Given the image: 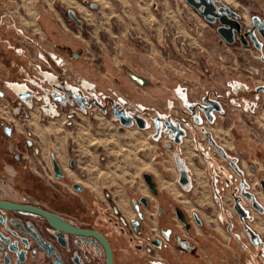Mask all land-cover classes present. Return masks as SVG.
Wrapping results in <instances>:
<instances>
[{"label":"rangeland","instance_id":"374dc122","mask_svg":"<svg viewBox=\"0 0 264 264\" xmlns=\"http://www.w3.org/2000/svg\"><path fill=\"white\" fill-rule=\"evenodd\" d=\"M4 1L0 0V23L13 27L15 35L5 34L7 43H2L3 33H0V142H34L37 153H34L36 157L30 162L32 170L38 174L43 171L39 161L48 165L51 156L58 159L68 175L66 181L60 179L63 184L56 183L53 177V184L65 190L64 193L70 198L77 201L83 199L91 207L96 199V192L88 190L89 187L78 178V172L92 176L95 171L97 173L102 170L100 174L105 177L125 179L130 176V185L137 181L143 182V172L152 173L162 163L168 164L177 150L183 156L181 151L190 149L191 144L193 147L196 142H209L206 132L214 135L217 142H239L242 154L246 157H253L251 155L255 152L259 153V157L260 154L264 155V94L259 91V87L252 85V80L247 75L239 76L238 55L232 56L230 71L224 70V62L217 57L224 53V46L218 45L217 41H213L216 48L213 51L206 48L204 42L200 43L197 35H192L204 47L197 63L205 62L212 55L219 65L212 75L200 65L192 71L174 74L170 67L173 62L159 56L158 49L154 57L150 58L145 53L147 50L140 48L137 51L141 52L136 54L140 56V65L143 62L148 63L147 66L151 64L150 72L142 68L138 70L150 80L143 86L123 66L126 64L130 67V44L125 42L127 39L120 35L123 41L116 45L112 34H94L92 24L84 18L86 12L81 13L84 28L80 35H72L74 40L79 41L81 49L76 48V43L71 51L58 48L54 53L48 51L42 41L34 43L38 40L32 33L39 26L27 23L28 20L23 15L12 11L15 5L13 2ZM98 1L97 13L101 17L98 18L99 21L110 19L102 12H108L112 4L108 0ZM227 1L247 17L249 7L246 10L235 0ZM258 4H255L256 8ZM171 5L180 8V17L166 15L161 22H177L185 29L189 21H192L205 30L209 43L216 36L213 26L193 12L186 0L172 2ZM244 5L247 6V3L244 2ZM251 13L254 12L251 10ZM5 16H9L10 23L5 20ZM38 19L40 24L42 20ZM71 23L69 28L76 33L77 24L72 19ZM122 29L120 26L118 33ZM16 31L22 32L20 36ZM16 38L22 41L19 42ZM260 55L250 62L261 67V77H264V50ZM194 80L199 82L198 89L192 86ZM60 81L63 82L59 83ZM55 83L62 84L63 87L57 88ZM77 97L82 99L80 103L77 102ZM205 97L222 104L223 109L215 113L214 122L208 121L201 109ZM116 108L124 109L130 116H142L146 120L145 128L140 129L135 123L132 126L122 125L114 114ZM253 109L254 115L246 113ZM72 113L73 117L70 116V119L69 114ZM158 119L160 128L155 125ZM166 120L185 131L182 143H175V133L165 124ZM68 122L71 124L68 125ZM167 143H171V146H167ZM47 146H52L51 155L45 150ZM21 150L19 153H22ZM56 152H59L58 156L55 155ZM187 153L189 157L192 155V152ZM70 159L75 161L73 167L69 166ZM93 159L96 162H91ZM256 159L258 160L257 156L249 161L258 166L255 181L258 177L264 178V163L260 161L261 158V163ZM83 161H88L91 168H81ZM74 182L83 186L81 192L72 188L71 183ZM214 197L219 205L225 203L233 206L234 198L230 195ZM261 206L262 210L251 206L246 210L247 219L253 225L264 220V205L261 203ZM104 212L112 218H121L118 212L111 209ZM231 213L232 218L240 220L234 208ZM250 229L253 233L250 235H260L255 228Z\"/></svg>","mask_w":264,"mask_h":264},{"label":"crops","instance_id":"0c3cea01","mask_svg":"<svg viewBox=\"0 0 264 264\" xmlns=\"http://www.w3.org/2000/svg\"><path fill=\"white\" fill-rule=\"evenodd\" d=\"M9 1L15 4L12 11L19 15H23V18L28 20L27 23L39 26L38 29H36L37 31L32 33V35L35 36L34 38L38 40L34 43H40L42 41L41 43L50 52L56 53L55 50H59L58 48L62 51H71L73 50L72 48H75L73 45L76 43V48L79 50L81 49L79 41L74 40L72 35H80L81 29L84 28V22L82 21L81 27H76L75 33V31L69 28L72 24L71 18L68 17L69 10H73L79 18L82 17V11L86 12L87 14L84 18L89 20V24H92L91 28L93 33L96 35L104 34L107 36L112 34L116 45L121 44L123 41L120 35L124 36L127 39L125 42L130 44V67L126 64H123V66L124 68H127L128 71L130 70V76L134 74L145 79L146 84L143 86L147 85L150 80L144 75V73L141 74L138 70L142 68L144 71L150 72L151 64L147 66L148 63L146 64L143 62L141 66L139 63L140 56L136 55L141 51L139 52L137 50L144 48L145 51L147 50L145 53L152 58L161 44L162 39L161 36L158 35L157 38H148L147 41L140 43L136 40H129L126 36V31L136 25L137 19L140 15H145L154 19L156 18L159 21V24L161 23L160 20L163 19V17H166V15L174 17H180L181 15L180 8L171 5L172 2L180 0H108V2L112 4L111 8L108 12L102 13H105L110 19L105 18V20L103 19V22L98 19L101 18L97 13V9H99L98 0ZM155 3L159 4L157 11L153 9ZM122 4H124V8H122ZM92 8L95 10H92ZM38 18H41L42 20L40 21V24ZM5 20L10 23L9 16H5ZM177 24L179 25V23ZM120 26L123 27V29L118 33ZM4 27L6 26H4L3 23H0V33L1 31L3 33H1V42L7 43L5 34H12V36L15 35V29L10 26H7L6 28ZM21 33V31H16V34L19 36ZM54 35L56 38H53ZM16 39H18L19 42L22 41L20 38ZM213 41H217V44L220 46L224 45L222 37L217 32L216 36L212 38V42ZM128 43H126V45ZM154 63H156V61H154ZM101 64L99 65V68H101ZM61 82L63 81H60L59 83ZM136 82L140 84L138 81ZM54 85L62 84L55 83ZM211 91L213 92V89ZM35 114L36 113H34V115ZM33 119L36 121V117ZM32 143L34 145V142ZM219 143L226 147V151L229 153V158L236 157L245 176L251 177L254 175L255 181L256 175L255 172L253 174L251 171L250 168L252 163L249 161L255 159L257 156V162L260 158V161L263 162L262 154H260L261 157H259V153L255 152L251 155L253 157H246L242 154L243 150L239 142ZM23 145L25 146V142ZM51 147L52 146L45 147V150L50 152V155L52 150ZM190 147L191 148L188 150L183 149L181 151L183 157L188 163L192 176V187L188 191L182 189L178 184L179 173L174 160L175 153L173 154V157H171V160L168 161V164L162 163L155 172L152 171L151 174L156 181V192L154 194L149 192L144 181H137L135 184L130 185V176L125 179L116 177L112 178L111 176L105 177L100 174L102 170H99L97 173L95 171L92 176H88L85 172H78L77 175L78 178L89 187L88 190L96 192V197L101 202L109 205V196L112 199L111 202L117 209L115 212H118V215L124 221H131L134 218L135 210L133 208V200L143 195L149 197L150 201L153 202V206L148 209V213L152 215L154 223L161 229L174 227V219L172 216V207L174 205L181 207L188 216L193 215V213L196 212L201 218L202 225L194 224L189 226L188 237H185L183 240L172 238L169 244L161 245L152 249L150 255H146L142 252L138 248L139 246L137 242L130 243V260H132V264H264V234L262 232L264 231V220L255 225L251 224L248 219L236 220L232 218L231 209H233V206L231 207L229 204L227 206L225 203L219 205L214 197V195H230L225 193V188L227 190V187L223 180L224 177L231 174L232 177L236 178L238 183L240 176L231 169L230 171H227L225 167L227 166L225 164H228L227 161L223 163L221 158L215 159L212 157V146L209 142H196L193 147L192 144ZM202 151L205 152V157L207 159L200 153ZM187 152H192V155L189 157ZM28 153L25 154L28 155ZM56 153L57 154L55 155L58 156L59 152ZM187 158L190 160H187ZM91 162H96V160L93 159ZM29 163L31 164L30 161ZM83 163L84 164L81 165V168L84 170L91 168L88 161H83ZM212 170L215 171V173H220L216 184L219 193L214 192L212 187L211 176L209 174ZM222 173L223 175H221ZM7 180L13 189L16 184L15 177H8ZM25 180V176L19 177L17 185L21 186V181L24 182ZM56 183L63 184L61 180H57ZM36 186L38 188L41 187L42 184L39 183ZM57 187L60 188V186ZM60 190L63 192L62 188H60ZM230 196L235 198L237 195ZM256 197L259 202L264 205V193L256 192ZM80 201L83 202L87 208L89 206V208H92L93 210L97 206L96 200L92 203V207L90 204L87 205L88 202H84L83 199ZM159 207L161 209L160 212ZM250 228H255L260 235L252 236L253 233Z\"/></svg>","mask_w":264,"mask_h":264},{"label":"flooded vegetation","instance_id":"af4514ba","mask_svg":"<svg viewBox=\"0 0 264 264\" xmlns=\"http://www.w3.org/2000/svg\"><path fill=\"white\" fill-rule=\"evenodd\" d=\"M235 1H237L238 5L243 9L247 10V7H249V10H247V17L240 10L232 7L227 0L210 1L211 6L215 8V14H225L226 9L229 8L231 11L229 16L238 20L240 24V31L235 33L233 43H227L222 38L224 44L223 48L224 51H227L230 60L232 56L236 57V55H238L239 62L253 60L256 59L258 55L261 56L260 52L264 50V36L261 34L258 27L264 24V0ZM244 2L247 3V6L244 5ZM257 2H260V4ZM255 4H258L257 8ZM192 9L195 13L199 14L206 23L212 25L213 29L218 33L217 27L219 26V21L217 17L210 21L202 16L200 11L196 8L192 7ZM250 9L254 12L253 14ZM255 20H258L257 25L254 24ZM189 24L200 29L208 42L209 38L203 28L192 21H189ZM249 29H253V34L260 43V47L256 46L249 33ZM209 44L214 47L212 41ZM261 86L264 87V85L258 86L260 88L259 91H262L264 94V90L261 89ZM56 87L62 88L63 86L56 85ZM32 96L33 94L31 93L30 97ZM77 98V102L80 103L82 99L79 97ZM203 105L207 108H211L209 109L211 118H209V115L202 109L203 106H201V109L205 112L210 122H214L215 113L223 109L222 104L220 110H216L207 102H204ZM34 108L35 106H33V109ZM253 112H255L254 109L246 113L254 115ZM72 115L73 113L71 115L69 114V118ZM70 124L71 123L68 122V125ZM206 136L209 144L212 146V157L215 159L221 158L223 163L227 161L228 164H225L227 165L225 166L227 171L231 169L240 176L238 183L236 178L232 177L231 174L223 178L227 187V190L225 188V193L237 195L234 198L233 208L238 212L240 219H247L248 212L246 210L249 209L250 206L256 210H262L263 208L256 197V192L264 193L261 184V180L264 178L258 177V179L254 181V175L246 177L236 157L229 158V153L226 151L227 149L224 145H222V147L220 143L213 138L214 135L210 134ZM23 144L24 142H0V200L34 206L57 214L75 227L98 230L108 239L111 245L114 264H132V260H130V243L132 242H137L138 248L146 255H150L152 249L169 244L172 238L183 240L185 237H188V228L190 225H202V220L196 212L188 216L181 207L174 205L172 207L174 227L161 229L154 223L152 215L148 213V209L153 206V202L150 201L149 197L144 195L133 200L135 216L131 221H124L121 218L117 219L115 217L112 218L107 215V213L105 214V210H117L109 196V205L101 202L95 197L97 206L94 210L89 208V206L87 208L83 202L69 198L67 194L64 193L66 192L65 190L62 189L63 192H61L60 188L53 184V177L55 182L60 179L66 181L67 175L60 161L57 159L63 176H55L52 161L53 156H51L47 163L48 165H43L40 161L38 162L41 165V170H43V173L41 172L38 174V172L32 170L33 166L28 162V160L32 161L35 156L34 153H37L35 145H33L32 142H25V146ZM167 146H171V143H167ZM20 149L23 150H21L22 153H19ZM24 152L30 153L26 155ZM200 153L206 158L204 151ZM174 160L179 173L178 184L182 189L188 191L192 187V176L188 163L183 156L180 155L178 150L175 153ZM74 165V159H70L69 166L73 167ZM257 167L258 166L254 164L251 165L250 169L253 174L257 171ZM183 170L186 171L185 178H187L184 184L180 181L181 172ZM209 174L211 176L214 192L219 193L216 184L220 173H215V171L212 170ZM221 175H223V173ZM12 176L15 177L16 183L13 189L7 180L8 177ZM23 176L26 177V180L24 182L21 181V186H18L17 182L19 177ZM154 182L156 183L155 180ZM39 183H41L42 186L37 188L36 185ZM75 183L77 182L71 183L73 189H75L73 187ZM146 185L151 194L156 192V185L154 191L150 190L147 183ZM75 190L81 192L83 186H81L80 190ZM142 198H146L145 202L141 201ZM178 208L181 209L184 220L178 217L176 212ZM237 208H240L244 212L243 216L239 213ZM160 211L161 209L159 207V212ZM106 258L104 246L99 240L92 236H82L57 230L50 225L45 217L35 212L0 207V264H107Z\"/></svg>","mask_w":264,"mask_h":264},{"label":"water","instance_id":"95a60500","mask_svg":"<svg viewBox=\"0 0 264 264\" xmlns=\"http://www.w3.org/2000/svg\"><path fill=\"white\" fill-rule=\"evenodd\" d=\"M212 0H186V2L196 8L198 11H200V14L202 16H204L207 20H214L216 17L218 18L219 21V26L217 27V31L219 33V35L227 42V43H233L234 42V36L236 32L240 31V24L238 22V20L231 18L229 16V14L231 13L230 9L227 8L226 9V13L225 14H215V8L214 6H211V2ZM203 6V8H202ZM69 17L77 24V26L81 27L82 26V20L77 16V14L73 11V10H69L68 11ZM258 20L254 21V24L257 25ZM259 30L261 32V34L264 36V24L258 26ZM249 33L251 34L252 39L254 40L255 44L257 47H260V43L258 42L256 36L253 34V29H249ZM136 81H138L140 84L144 85L146 84V80L143 78H140L137 75L132 74L131 75ZM261 89L264 90V87L261 86ZM78 99V98H77ZM204 102L209 103L213 108H215L216 110H220L221 109V104L218 101H212L208 98L204 99ZM202 109L209 115V118H211L210 114H209V109L211 108H207L205 105H202ZM115 116L119 119L120 123L124 126H130L132 124H136L140 129L145 128L146 126V120L137 114H134L132 116H128L125 112L124 109H115L114 111ZM165 124L170 128V130L172 132H174L175 134L174 136V141L176 143H180L181 139L183 138L185 131L182 128L177 127L176 125L172 124L170 120H166ZM155 125L157 128H160V120H156ZM206 135H210V133L206 132ZM53 168H54V172H55V176L56 177H60L63 176V172L62 170H60V165L58 163V160L53 156ZM186 176V171H182L181 172V178L180 181L184 184L187 181V178H185ZM142 178L144 179V181L148 184L149 188L151 191L155 190V185L156 183L153 180V175L150 172H143L142 173ZM261 184L262 187L264 189V179L261 180ZM73 187L75 189H81V185L75 183L73 185ZM146 198H142L141 201L145 202ZM0 207L5 208V209H16V210H25V211H31V212H35L38 213L40 215H42L43 217H45L48 222L50 223L51 226H53L54 228H56L57 230H60L62 232H68V233H73V234H77V235H82V236H92L94 238H96L97 240L100 241V243L104 246L105 251H106V261L107 264H114L113 261V251L111 249V245L108 241V239L98 230H94V229H89V228H78L75 227L73 225H71L70 223H68L67 221H65L64 219H62L61 217H59L57 214L50 212V211H46L34 206H28V205H21V204H17V203H13V202H9V201H1L0 200ZM239 213L243 216L244 212L240 209L237 208ZM178 217L181 220H184L183 214L181 209H177L176 210ZM200 222V221H199Z\"/></svg>","mask_w":264,"mask_h":264},{"label":"built area","instance_id":"2783aa9c","mask_svg":"<svg viewBox=\"0 0 264 264\" xmlns=\"http://www.w3.org/2000/svg\"><path fill=\"white\" fill-rule=\"evenodd\" d=\"M158 8L159 4L155 3L153 5V9L157 11ZM194 34L198 36L200 43L201 41L205 43L206 48L213 51L216 50L213 45L206 41L203 32L189 23L185 29H183L170 20H165L159 24V21L156 18L154 19L145 15H140L137 19L136 25L126 31V35L130 40H136L140 43L147 41L148 38L153 39L160 35L162 41L158 47V55L164 60L169 58L173 62V64H170V67L174 74L192 71L196 66L200 65L201 67L204 66V70L209 75H212L215 72V69H217L216 67L219 65L216 64L213 56L210 54V56H208L209 58L205 62H202L201 64L197 63L196 60H198V57L202 55L199 53L204 50V47L198 44L197 38L195 41L192 36ZM199 47H201V49ZM223 52L224 53L218 54L217 57L219 60L224 62V70L229 72L231 60L227 55V51L225 50ZM239 64V76L242 74L247 75L252 80V85L254 87L264 85V77H261L262 69L259 65L255 62H250V60L241 61ZM192 86L196 89L200 87L197 80L193 81ZM253 134L256 136L255 133Z\"/></svg>","mask_w":264,"mask_h":264}]
</instances>
